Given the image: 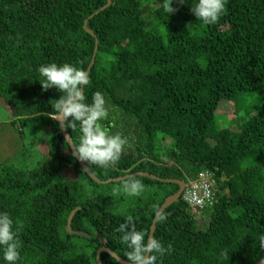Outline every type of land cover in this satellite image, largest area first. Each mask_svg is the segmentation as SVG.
Returning <instances> with one entry per match:
<instances>
[{"label":"trees","instance_id":"trees-1","mask_svg":"<svg viewBox=\"0 0 264 264\" xmlns=\"http://www.w3.org/2000/svg\"><path fill=\"white\" fill-rule=\"evenodd\" d=\"M106 2L0 0V100L13 131L24 140L41 131L45 148L41 158L25 147L0 161V212L21 245L16 264H97L101 247L127 261L115 229L131 215L149 233L154 208L178 189L135 174L143 171L184 182L207 172L215 191L202 209L181 196L163 209L152 236L171 250L157 264H264V0H226L212 25L195 18L192 0H171L170 14L162 0H111L96 12ZM94 49L85 102L99 92L102 125L127 140L114 166L83 161L101 182L53 118L63 93L42 89L38 72L50 62L86 70ZM221 102L233 107L228 124ZM64 129L77 144L79 128ZM125 175L145 184L140 196L121 191L125 178L113 180ZM72 210L71 229L88 236L65 230ZM99 259L116 264L106 251Z\"/></svg>","mask_w":264,"mask_h":264},{"label":"clouds","instance_id":"clouds-1","mask_svg":"<svg viewBox=\"0 0 264 264\" xmlns=\"http://www.w3.org/2000/svg\"><path fill=\"white\" fill-rule=\"evenodd\" d=\"M180 2L183 3V0ZM225 5L226 0H192L190 11L196 19L206 25H212L225 12ZM162 7L167 14L174 11L171 0H162ZM38 72L42 78L39 79L42 89L55 87L63 93L56 99L53 118L58 119L62 127L79 128V142L72 144L74 155L88 165H97L104 169L117 164L127 140L119 134L110 133L109 129L102 125L101 121L107 118L108 112L99 92L94 94L91 103L85 102L84 87L89 84L88 72L71 63L58 65L55 62L41 64ZM145 187L140 179L129 175L123 180L121 191L138 197L145 191ZM197 203L202 201L197 200ZM153 211L154 222H164L167 219V214L162 208L156 207ZM115 231L120 234L119 242L126 249L125 255L129 264H157L158 256L171 250L170 245L166 248L147 230H138L131 215L127 216ZM20 246L13 220L6 212H0V261L4 264H16ZM261 246L264 247V241ZM110 256L119 264L118 256L114 253H110Z\"/></svg>","mask_w":264,"mask_h":264},{"label":"rangeland","instance_id":"rangeland-1","mask_svg":"<svg viewBox=\"0 0 264 264\" xmlns=\"http://www.w3.org/2000/svg\"><path fill=\"white\" fill-rule=\"evenodd\" d=\"M232 109H233L232 104H227L223 102L220 103L218 107V112L221 113L219 114V117H220L219 121L221 124L223 123L228 124L229 115L232 114ZM10 116L11 115H10L9 108L6 105H4L0 100V161L4 160L5 158H9L13 156L16 153L14 150L17 151L25 147L28 151H30V154L41 158L42 154L38 153V151L43 149L42 148L43 146L39 145L40 146L39 147L37 145L36 139L40 135H42V132L37 131L34 134L28 133L25 136V140L21 139L15 133V131H13L15 127L10 122L11 121ZM13 157H11L9 160L13 159Z\"/></svg>","mask_w":264,"mask_h":264},{"label":"water","instance_id":"water-1","mask_svg":"<svg viewBox=\"0 0 264 264\" xmlns=\"http://www.w3.org/2000/svg\"><path fill=\"white\" fill-rule=\"evenodd\" d=\"M111 0H107L106 4L103 5L101 8H99L96 12H98L99 10L103 9L104 7L108 6L110 4ZM83 28L88 31L90 34H93V32L86 26V20L84 21L83 23ZM95 51L96 49H94V53L92 55V58L90 60V63L87 67V69L85 71L88 72L89 68H90V65L93 63V60H94V55H95ZM58 120V119H57ZM59 122V127H60V130L66 140V142L68 143L73 155H74V147L72 145V142H71V139L70 137L68 136V134L66 133L64 127L61 126V122L58 120ZM74 157L78 160L81 168L86 172V174L91 177L93 180L97 181V182H101L98 178H96L90 171L89 169L87 168V166L84 164L83 161H80L75 155ZM171 163V162H170ZM135 174H138V175H144V176H147L149 178H152V179H157V180H161V181H167V182H173V183H176L178 185V189L165 197V199L163 200V202L161 203L160 207L159 208H166L167 206H169L170 204H172L173 202L177 201L179 198H180V195H181V192L182 190L184 189V186H185V182L183 180H180V179H172V178H158L157 176H154V174H151V173H148V172H136ZM133 175V174H132ZM127 176L129 175H125L123 177H117V178H114L113 180L114 181H118L122 178H126ZM111 179H108L106 180V182L110 181ZM73 213H74V210H72L70 212V214L68 215L67 217V221H66V225H65V230L70 233V234H76V235H80V236H88L86 233H83L81 231H74L71 229L70 227V221H71V218L73 216ZM154 225H155V222L152 220V223L150 225V229H149V234L152 235L153 233V229H154ZM101 251H106L108 252L109 254L110 253H114L112 252L111 250H109L108 248H105V247H101L99 248L97 251H96V255H95V259H96V262L97 264H101L100 262V259H99V254ZM115 254V253H114ZM116 255V254H115ZM117 256V255H116ZM119 258V263L121 264H129V261H126V260H123L122 258L118 257Z\"/></svg>","mask_w":264,"mask_h":264},{"label":"built area","instance_id":"built-area-1","mask_svg":"<svg viewBox=\"0 0 264 264\" xmlns=\"http://www.w3.org/2000/svg\"><path fill=\"white\" fill-rule=\"evenodd\" d=\"M182 198L192 211L202 209L205 204L211 205L214 189L209 173L201 172L195 179L189 180L185 185ZM197 200L202 203L198 204Z\"/></svg>","mask_w":264,"mask_h":264}]
</instances>
